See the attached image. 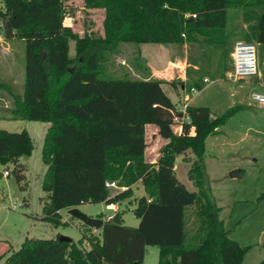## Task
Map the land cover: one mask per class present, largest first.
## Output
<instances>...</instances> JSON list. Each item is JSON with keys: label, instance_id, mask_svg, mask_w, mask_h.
<instances>
[{"label": "trees", "instance_id": "obj_1", "mask_svg": "<svg viewBox=\"0 0 264 264\" xmlns=\"http://www.w3.org/2000/svg\"><path fill=\"white\" fill-rule=\"evenodd\" d=\"M87 9L104 13L103 36L77 34L64 24L65 0H0V34L25 43L24 83L21 93L9 88L13 119L48 123L41 160L46 165L42 190L47 202L41 220L67 224L60 211L86 204L117 205L133 197L140 183L144 195L135 199L136 226L103 220L97 229L84 224L78 240L25 237L18 249L0 254V264H143L146 247L157 246V264H241L248 246L241 247L219 219L220 208L212 199L204 168L205 142L241 107L216 118L207 107L190 106L181 111L163 91V85L185 84L156 78L125 79L106 75V53L121 43L178 47L202 43L223 49L230 8L242 0H81ZM264 6V0H258ZM251 31L264 43V10L254 17ZM74 43V55H69ZM1 87V85H0ZM194 88H203L201 81ZM185 90V89H184ZM177 119L178 135L169 150L150 163L145 155L147 125L164 126L171 132ZM33 141L26 130L0 129V165L16 179L23 193L28 185L19 162L29 157ZM191 156L189 178L197 188L192 200L199 220L197 242L186 246L185 221L188 194L160 167L172 166L174 153ZM9 165L12 166L9 169ZM168 175V174H167ZM169 180V181H168ZM106 182L123 190L112 194ZM26 205L27 200H21ZM85 245H88L86 248ZM264 264V259L259 263Z\"/></svg>", "mask_w": 264, "mask_h": 264}, {"label": "rangeland", "instance_id": "obj_2", "mask_svg": "<svg viewBox=\"0 0 264 264\" xmlns=\"http://www.w3.org/2000/svg\"><path fill=\"white\" fill-rule=\"evenodd\" d=\"M67 19L65 25H69L77 34L93 33L95 36H103L104 13L99 9H87L81 0H65ZM264 10V6L258 0H242L241 5L230 8L227 13V24L225 35L226 45L223 49L200 42L184 43L181 47H167L159 45H144L134 43H121L116 52L106 53L101 66L106 75L115 78L142 79L156 78L166 82L183 81L185 90L180 91L178 87L163 85L165 94L176 104L177 109L183 111L185 98H192V106L208 107L211 118L221 115L234 99H230V91L237 85L227 78V73L232 70L230 52L232 45L241 41L253 43L256 48L257 67L259 56L264 57V43H257L251 27L254 25V17ZM12 53L7 57V62L0 65V116H7L10 110L4 108L5 100L11 107V99L7 89L11 88L14 93H21L24 83L25 67V43L14 38L11 42ZM69 55H74V43L70 42ZM144 59H147L145 62ZM13 71V80L4 79L3 76ZM226 75V77H225ZM204 78L210 83L206 88L191 93L190 87ZM181 79V80H180ZM256 79V76L247 80ZM247 88V84H244ZM254 86V85H251ZM253 92H261L256 87ZM216 112V113H215ZM11 115V114H10ZM258 122L259 131L247 133L235 132L240 125L247 126L249 123ZM242 123V124H241ZM25 125H27L25 127ZM180 121L167 129L164 126L147 125L146 144L147 160L154 158L155 163L171 147L174 137L178 135ZM36 126V128H34ZM48 123L25 122L21 120L12 122H0V129L8 132H20L21 128L28 129L33 141V151L29 157H21L19 162L24 166L25 180L28 185L22 193V199H26L24 205L21 200L13 197V191L8 187V180L3 173L8 168L0 165V239L7 242L11 249H18L25 237L28 238H54L58 234L66 235L71 240L80 238L84 224L69 215L67 210L61 211L62 221L67 224L57 226L41 220L42 207L47 202V195L42 190V182L46 171V165L41 160V149L43 138ZM231 142L232 147L239 148V157L232 159L228 156L222 159H205L206 179L209 193L220 208L219 219L224 227L229 230V235L239 246L248 249L242 256L241 264H259L264 259V110L247 109L238 111L229 121L220 128ZM226 136L221 138H227ZM219 136L215 138L218 139ZM214 138V137H211ZM220 138V137H219ZM217 145L221 146V141ZM233 148V149H234ZM221 153H224L223 151ZM191 154L189 151L183 155L174 153L171 160L172 166L163 163L160 170L164 179L170 176L183 187L188 194L185 207L186 221V246L197 242L196 235L199 233V220L195 214L192 200L197 195L194 182L188 177V168L184 158ZM12 166L9 165V169ZM238 170V177L231 178L229 173ZM168 174V175H167ZM12 176H10L11 178ZM169 181V180H168ZM123 189H112L111 193H117ZM133 197L123 200L115 205L113 210L106 208L104 204H86L77 207L82 213L91 218L102 215L103 219L110 215L109 219L121 216L123 223L136 226L138 219L133 215L135 199L144 194L140 183L132 187ZM72 209V208H71ZM92 231L97 234V229ZM87 248L88 245H85ZM8 249V247H4ZM5 249V250H6ZM4 250V251H5ZM158 248L149 245L146 247L143 264H157ZM4 257L0 258V263ZM194 261V260H193ZM192 260L188 264H195ZM198 264H202L199 259ZM109 264V263H104Z\"/></svg>", "mask_w": 264, "mask_h": 264}, {"label": "crops", "instance_id": "obj_3", "mask_svg": "<svg viewBox=\"0 0 264 264\" xmlns=\"http://www.w3.org/2000/svg\"><path fill=\"white\" fill-rule=\"evenodd\" d=\"M67 26H69V25H67ZM13 41H14V38L8 40V39H5L2 34H0V65L1 66L6 64V62H7L6 58L9 57L10 54L12 53L11 42H13ZM146 60L147 59H144L143 62H145ZM230 74H231V72L227 73V78L229 80H231L233 83L237 84V85L232 89V91H230V95H229V98L230 99H234L235 103L230 105L227 109H230V108H233V107H241L242 109L239 110V111H242V112L246 111L247 109H251V108L252 109H257V110H264V104H259V103H257L256 101H254L252 99V95L253 94L264 95V57L262 56V54H260V56H259V64H258V67H257L256 79L247 80V81H246V79L235 80V79H233L230 76ZM225 77H226V75H225ZM3 78L7 79V80H13V83H15V79H14L15 77L13 75V71H12V75H11V72L8 71V73L5 74L3 76ZM206 79H208V78H206ZM201 82L203 83V80H201ZM208 83H210L209 79H208ZM208 83H205V84H208ZM205 84L203 83V88L202 89L206 88ZM244 84H247V85H250V86H247V88H246V87H244L245 86ZM251 85H254V86H251ZM256 87L258 89H260L261 92L250 91V94H249V90L248 89L253 90L254 88L256 89ZM184 89H185L184 86H182L181 91H184ZM2 99H3V97H0V100H2ZM183 101H185V106H187V105L192 106V98H188V99L185 98V99H183ZM172 102L174 103V101H172ZM4 103H5L4 108H6L8 110H11L12 105H11V107H9L7 105V101L6 100H5ZM208 109H209L210 112L216 111V110H213L214 108H212V110H210V108H208ZM212 114H214V113L212 112ZM3 121L8 123V122H12V121L14 122V121H17V120L13 119L12 116L10 114H8L7 116H0V122H3ZM26 126L27 125H25V127ZM34 128H36V126ZM170 128H173V126L170 127ZM258 129H259L258 122H252V123H249L247 126L240 125L239 127H236L234 130H235V132H240V134L241 133L245 134V133L250 132V131H255V132L258 133V131H259ZM21 130H26L29 133V135L31 136V133L28 131V129H25V128L22 129L21 128ZM47 130H48V127L46 129V132H47ZM46 132H45V134H46ZM216 136H219L220 138L218 137V139H217V138H215ZM224 136H226V133H224L221 129H219L218 134L213 136L214 138L210 137V138H208L206 140V142H205V157H204L205 172H206L205 159H207V158L213 159V160L214 159H222V158H226L229 155L228 156L229 158L235 159V158L240 156L239 153H241V150L239 148L237 149V148L232 147L231 142H230V140L228 139L227 136H226L227 138H221V137H224ZM216 140L221 141V143H220L221 146L217 145V141ZM222 151L224 153H221ZM146 152H147V144L145 143V155L147 156ZM148 161L150 163H155L154 158H151ZM188 166H189V168H188ZM187 168H188V173H189V170L191 168V163L187 164ZM188 177H189V175H188ZM5 178H6V180L9 181L10 176L5 177ZM114 207H115V205L106 206V208L109 209V210H113L112 208H114ZM60 213H61V211H60ZM109 218H110V215H108L104 219L105 220H109ZM5 246L8 247V248L10 247L7 242H3L0 239V254L6 249V248H4Z\"/></svg>", "mask_w": 264, "mask_h": 264}, {"label": "built area", "instance_id": "obj_4", "mask_svg": "<svg viewBox=\"0 0 264 264\" xmlns=\"http://www.w3.org/2000/svg\"><path fill=\"white\" fill-rule=\"evenodd\" d=\"M0 27H2L1 23ZM230 58L232 61L230 76L233 79L243 80L257 75L256 48L253 43H244L241 41L235 42L232 45ZM203 83H208V79L204 78ZM190 91L191 93H195L197 90L192 88ZM252 99L259 104H264V95L253 94ZM175 121L178 122L177 119H175ZM3 176L8 177V172L5 171ZM105 186L109 189L119 188L115 182H106Z\"/></svg>", "mask_w": 264, "mask_h": 264}, {"label": "water", "instance_id": "obj_5", "mask_svg": "<svg viewBox=\"0 0 264 264\" xmlns=\"http://www.w3.org/2000/svg\"><path fill=\"white\" fill-rule=\"evenodd\" d=\"M238 170H234L229 173V176L231 178L238 177ZM8 187L13 191V197L17 198L18 200H22V192L17 184V181L14 177H11L8 181ZM69 215L80 221L81 223L98 229L102 224L103 220L101 219H96V218H91L87 216L86 214L82 213L78 208H72L68 211ZM113 223H120L119 216H115L113 218ZM59 239L61 240H71L68 236L66 235H59Z\"/></svg>", "mask_w": 264, "mask_h": 264}]
</instances>
